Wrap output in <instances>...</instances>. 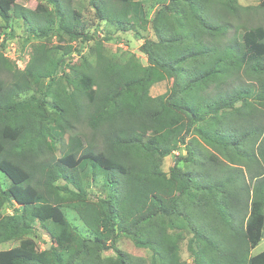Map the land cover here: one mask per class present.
Instances as JSON below:
<instances>
[{
	"label": "trees",
	"instance_id": "1",
	"mask_svg": "<svg viewBox=\"0 0 264 264\" xmlns=\"http://www.w3.org/2000/svg\"><path fill=\"white\" fill-rule=\"evenodd\" d=\"M43 1L53 5L58 29L72 39L92 38L72 27L79 11L68 19L58 0ZM219 1L215 8L214 0H169L154 15L151 40L142 36L141 2L91 0L101 21L144 39L140 52L148 61L118 64L98 54L93 73L76 75L88 103L74 113L85 115L100 145L85 147L73 136L59 157L38 161L35 146L48 142L42 129L30 126L41 120L31 113L30 125H11L6 112L21 108L14 95L24 87H0V172L11 182L7 189L0 182V244L20 240L0 250V264H147L120 250L124 236L152 251L151 264H184V233L191 234L187 248L195 264H264V251L251 255L264 239V29L238 35L241 26L230 18L238 15L237 0ZM37 11L46 13L41 5L33 12L17 0H0L6 25L14 15L36 20ZM32 26L36 37L50 35L46 22ZM44 53L33 57L25 86L28 76L54 78L56 63ZM166 78L173 81L172 93L151 98L150 87ZM52 130L55 138L64 137L65 129ZM203 143L214 153H206ZM182 146L187 155L176 156L169 174L163 172L162 160ZM89 171L105 175V199L88 198L78 178ZM7 204L18 208L2 215ZM66 209L77 214L87 235L72 225ZM37 222L52 239L44 261L35 258L34 240L25 238ZM108 250L113 258L105 257Z\"/></svg>",
	"mask_w": 264,
	"mask_h": 264
},
{
	"label": "rangeland",
	"instance_id": "2",
	"mask_svg": "<svg viewBox=\"0 0 264 264\" xmlns=\"http://www.w3.org/2000/svg\"><path fill=\"white\" fill-rule=\"evenodd\" d=\"M66 9V16L71 18L73 10L79 11L81 14L78 24L72 21V27H77L79 31H84L92 36L90 40L72 39L66 33L58 29L59 18L54 15L53 5L43 0H17V4L28 10L35 11L41 5L46 9V13H36V20L31 22L17 16H13L9 25L3 22L0 18V87L4 90L11 89L12 86L22 85L24 88L14 95L16 103L21 104L15 112L9 109L6 112V120L11 124H24L31 119V113H34V118L39 119V123H34V128L30 126V130L42 129L46 134V141L35 146V155L37 160L48 161L53 157H59L62 151L67 150V145L70 138L79 136L82 138L85 147L90 144L100 145L101 140L92 134L87 121L83 116V111L88 99L80 92V87L76 75L82 73H93L94 65L98 54L104 55L115 62L124 63L128 59H135L141 65L148 64L147 56L140 52V47L144 43V39H139L134 32L116 31L115 27L101 21L95 9L92 6L91 0H58ZM143 4L146 11L145 20L143 22L142 36L145 39L156 40L152 29V20L155 13L166 6L169 0H136ZM239 5L238 15L231 22L237 27L239 23L241 28L238 35H241L243 30L261 27L264 29V8L260 7V0H237ZM179 5H184L180 2ZM213 7H220V1L214 0ZM35 21V23L33 22ZM55 21V22H54ZM46 22L47 28H50L49 36L36 37L33 31L32 24H40ZM36 33L40 34L39 27H34ZM44 50L45 55L50 61L56 63L54 78H39L28 76L29 84L25 86L23 75L33 60L34 56H38L40 51ZM62 60H64L62 62ZM73 68V69H72ZM53 72L52 67L48 70ZM243 80L247 81L246 75H242ZM173 81L166 78L163 81L156 82L149 89V96L157 98L163 95L172 93ZM13 100V101H14ZM14 101V102H15ZM72 105H69V104ZM61 104V105H60ZM253 104L260 106L257 100ZM23 105V107H22ZM240 104H238L239 106ZM80 106L82 113L76 115L74 111ZM33 120L31 119V123ZM30 125V124H29ZM41 127V128H39ZM61 132L65 129L63 138H55L53 130ZM33 139L36 138V132L32 134ZM208 152L214 151L205 145ZM58 148V151L56 150ZM207 153V151H205ZM185 156L187 152L182 146L174 155L166 157L162 160L161 169L168 173L175 165L176 156ZM223 159L221 154H217ZM246 170V168H243ZM255 169H251L253 172ZM93 171L86 174H80L79 180L86 187L88 198L92 202H97L100 199L107 197L109 187L105 181V175L102 172L93 177ZM0 182L2 188L7 189L10 186V181L5 174L0 172ZM64 181H60L57 185H64ZM16 204H7V208L2 210V215H11L14 209H17ZM67 216L73 226L77 227L83 234L87 235L85 225L79 220L77 214L66 209ZM182 236V235H181ZM179 241V251L181 260L184 264H195V258L188 250V240L191 237L190 233H184ZM25 238L34 240L36 244L35 258L44 261V254L52 244L51 234L49 230L40 222L35 224L32 232ZM20 240H13L8 243L0 244V250H8L19 246ZM118 247L123 252L134 256L142 257L147 264H151L152 251L141 249L135 246L132 239L122 237ZM264 251V239L251 252V255H256ZM105 257L113 258L115 252L108 250L104 252Z\"/></svg>",
	"mask_w": 264,
	"mask_h": 264
},
{
	"label": "crops",
	"instance_id": "3",
	"mask_svg": "<svg viewBox=\"0 0 264 264\" xmlns=\"http://www.w3.org/2000/svg\"><path fill=\"white\" fill-rule=\"evenodd\" d=\"M7 178V177H6ZM9 180V179H8ZM10 184H11V182H10Z\"/></svg>",
	"mask_w": 264,
	"mask_h": 264
}]
</instances>
